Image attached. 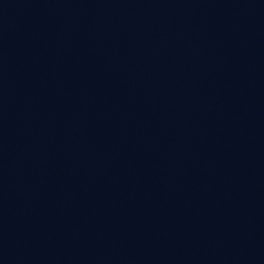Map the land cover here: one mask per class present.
Segmentation results:
<instances>
[{"label":"water","instance_id":"95a60500","mask_svg":"<svg viewBox=\"0 0 264 264\" xmlns=\"http://www.w3.org/2000/svg\"><path fill=\"white\" fill-rule=\"evenodd\" d=\"M0 264H264V0H0Z\"/></svg>","mask_w":264,"mask_h":264}]
</instances>
